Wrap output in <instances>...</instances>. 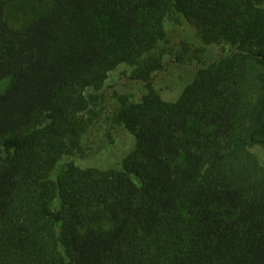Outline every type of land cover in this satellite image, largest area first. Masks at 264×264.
I'll return each mask as SVG.
<instances>
[{
	"label": "trees",
	"instance_id": "1",
	"mask_svg": "<svg viewBox=\"0 0 264 264\" xmlns=\"http://www.w3.org/2000/svg\"><path fill=\"white\" fill-rule=\"evenodd\" d=\"M23 1L41 10L17 28ZM174 21L225 49L176 99L151 57ZM123 65L146 84L117 117L134 149L68 162ZM0 82V264H264V0H0Z\"/></svg>",
	"mask_w": 264,
	"mask_h": 264
},
{
	"label": "rangeland",
	"instance_id": "2",
	"mask_svg": "<svg viewBox=\"0 0 264 264\" xmlns=\"http://www.w3.org/2000/svg\"><path fill=\"white\" fill-rule=\"evenodd\" d=\"M40 10L36 4L23 1L11 10L9 20L21 28ZM169 32L173 36L172 44L151 55L163 66V70L154 75V86L164 97L176 99L194 79L198 69L221 59L225 56V49L218 43L206 41L204 30L194 22L171 23ZM146 62L147 58L139 66L144 67ZM136 68L123 65L109 75L104 86L86 91L91 106L80 123L83 151L68 162L81 168L107 172L121 169L125 157L135 147V137L117 124V117L125 101L140 100L146 94V84L138 79ZM7 85L0 82V93ZM249 150L264 167V160L256 149L249 147Z\"/></svg>",
	"mask_w": 264,
	"mask_h": 264
}]
</instances>
